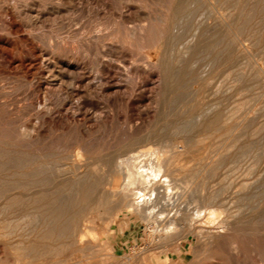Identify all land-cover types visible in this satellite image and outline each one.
Segmentation results:
<instances>
[{
	"label": "rangeland",
	"instance_id": "obj_1",
	"mask_svg": "<svg viewBox=\"0 0 264 264\" xmlns=\"http://www.w3.org/2000/svg\"><path fill=\"white\" fill-rule=\"evenodd\" d=\"M2 1L6 5L4 4L2 6L1 5V4H3ZM2 1L0 2L1 3L0 4V6H1L0 7V42H1L0 43V87L2 86L0 88V104H1L0 110L5 109L7 112L5 110H3L2 112L0 111V113H1V115H0V117H1L0 127H3V129L6 131V133H4L5 131L3 130V134H6V135H4L5 137L2 138L3 141H0V145H1V148L3 146L6 147L7 150L9 152H11L12 154H14V153L17 154V153L22 152V151H20V148H21V150H23V152L25 151L24 153L27 152V154H29V153L33 154L35 152L34 149H36V146H35V144H36L38 148H41V146L43 145V148H41V150L44 152V154H46L47 152L50 151L47 154H48V156H50L49 157L50 160L53 158L52 159L53 161L57 160L59 156L62 158V155H66V154L67 155L65 157L63 156V158H66L67 160H72L74 157L75 161H77L78 163L79 162L80 163H86L87 161L92 160V158H95V157L97 158V156L103 157V156H107V155H112L116 152V150L122 148L123 146H125L130 141L129 135H130V131H132L130 128L134 129L137 125V122H138V125H137L138 127H139V125L141 126V124H139V122H141L143 125L145 124L144 126H149V127L155 126L156 121H158V118L161 117L163 115L162 113H165V111L169 108V106L167 105V101H168L169 97L171 95H174V94L177 95L178 93H182V92L183 93L186 92L185 95H186L187 102H185V103H188V104H183L182 103L183 101H182L181 105L179 102L175 106H170V108L177 109V110H174L175 113H177L179 110L181 111V109L184 108L185 106L186 107L189 106V104L194 102L193 100H195V98L198 97L200 93H201V95H205V99L207 98L206 100H210V98L215 97V96H213V94H216V93L218 95L223 96L224 99L222 100V102L220 104H222L221 106H223L222 107L223 110L226 109V111L225 110L224 111L227 114L228 113L230 114V115L228 114L229 116L228 115L227 116L229 118H231V116H232L231 119L233 121L230 119L229 121L231 124L230 123L229 124L234 127V128H232L234 131L231 130V132H230L231 134L230 133H224L225 135H222L223 137L221 139H219V141H220L219 145L220 144L225 145L226 142L229 143V141L231 140L232 134H233V137H236V136L240 137V135L243 134L242 136H244V137L241 136V139L243 138L242 140H245V141L251 140V141L262 142L261 138H262V140L264 139V124H263L264 123V117H263L264 116V108H263L264 107V103H263L264 102V9H263L264 0H238V1L237 0H229V1H227V0H223V1L222 0H209L208 1L207 0L208 5L214 6L215 9L217 10V12L223 16L222 24L220 26L224 30H227V31L230 30L231 31V32L229 31L230 34L232 35V37L234 36L233 40L235 41V47L237 46L236 50H237V61H238L237 66H236V70H237L236 76L234 78L233 74L231 73L232 71L230 72V70L228 71V69L223 68L221 70V72L218 73L219 75L211 74L212 76H210V74L204 73L203 74L204 77L201 76L199 78L201 83H200L199 79H198V81L191 82V83L187 84L186 86H185V83L182 82L181 85L183 87L181 85H179L178 88L170 89V90L166 87L165 82L163 80L159 79L160 78L159 73L155 72L152 74V76L146 77V74L141 71V70H143L144 72L146 71V73H147V70H145L141 67L143 64V61H141L140 58H137V57H140L141 54L145 51L144 47L140 46V45H142V43L144 41L141 42V40H143V39H141V35L136 34L133 36V35H130L128 33L129 28H131L130 26H132L134 24L144 23L145 19H143V18L145 17V18H147V20H145V22L147 24H148V20H149V24H148L149 27L147 28L148 30H146V33H147L148 38H149L148 40L150 42H153V39H155L154 41H156L159 38L158 36H160V34H161L158 29L160 28L161 24L164 22L165 16H162V14L163 13L165 14L169 0H151V1L150 0H140V1L139 0H135V1L134 0L133 1H131V0H129V1H127V0H125V1L124 0H52V1L51 0H48V1L47 0H6V1L2 0ZM126 1H127V4L125 3ZM234 1H236V4ZM138 2L141 4L142 7L140 6V4ZM215 2H218V3H215ZM232 2H234V3H232ZM239 2H240V5H239ZM9 3H11V4H9ZM58 3H61V4H58ZM82 3H83V6H82ZM232 5H233V7H232ZM7 6L8 7L11 6L10 7L11 10H9L10 8H8ZM115 6H117V7H115ZM236 6H237V8H236ZM3 7L5 9L4 12L6 14L3 12V10H4ZM50 7H52V8H50ZM230 7H231V9H230ZM7 8H8V10H7ZM129 8H130V10H129ZM132 8H134L133 9L134 11L132 10ZM112 9H113V11H112ZM223 9H224V11H223ZM227 9H229V10H227ZM63 10L66 12H64ZM128 10H129V12H128ZM208 10H209V8H208ZM7 11H8V13H7ZM122 11H124V12H122ZM12 12H13V14L15 13L16 16L15 15L13 16ZM58 12H60V13H58ZM30 13L33 14V16ZM104 13L106 15H103ZM152 13H155V14H152ZM124 14L126 15L127 19L129 18L128 22L126 20V17H124L125 16ZM156 14L157 15L160 14V15L156 16ZM135 15H137L138 17ZM143 15H145V16L143 17ZM97 16L99 17V19ZM11 17H15V19L13 20V18H12V20H13L12 21ZM158 17H161V18H158ZM132 19L134 22L135 21L136 22L133 23ZM162 19H163V21H162ZM115 20H116V23H115ZM157 20H158V22H157ZM229 20H230L231 24L229 23ZM118 21L120 22V24ZM101 22H103V23H101ZM20 23L22 24V26ZM11 24H13V25H11ZM211 24L213 25L214 23L210 22V26H211ZM80 25H82L81 29H80ZM113 25H115V28ZM16 26H17V29H16ZM93 26H94V28H92ZM97 28L98 29L100 28V31ZM111 28H114L115 30L114 29L112 30ZM152 28H153V30H152ZM241 28L243 31L241 30ZM124 29H126L125 33L123 31ZM111 30L114 32H111ZM93 31H94V33H93ZM105 31L106 32L109 31V32L106 34ZM84 32H85V34H84ZM115 32H116V34H115ZM117 33H119V34H117ZM84 35L86 36V38L84 37ZM114 35H116V37H114V39H113ZM120 35H122V37ZM24 36L26 38H24ZM90 36L91 37L93 36V37L91 38ZM130 36H132V38ZM102 37L104 39H102ZM120 37L122 39H120ZM88 38L91 40H89ZM100 39H102L103 42ZM121 40H122V42H121ZM60 41H61V43H60ZM137 41H138L139 46L137 44ZM65 42H66V44H65ZM119 42L121 43V45ZM140 42H141V44H140ZM107 43L108 44L111 43V44L108 45ZM122 43H123V45H122ZM130 43H131V45H130ZM77 44L78 45L80 44L81 47L78 46ZM83 44H85V45H83ZM86 44L88 47L86 46ZM98 44H99V46H98ZM31 45H33L32 46L33 48H31ZM128 45L133 47V48H130ZM241 45H242V47H240ZM110 46H112V47H110ZM116 46H117V48H115ZM77 48H79V49H77ZM90 50H91V52H90ZM139 50H141V52ZM240 50L242 51V53L240 52ZM73 51H74V53H73ZM101 52L103 53V55ZM128 52H129V54H128ZM104 53H106L107 55ZM116 53H118V54H116ZM126 53H127V55H126ZM41 54H42V56H41ZM121 54H123L124 56L123 55L121 56ZM70 55H72V56L69 57ZM128 55H131V56L128 57ZM243 55H244V57H243ZM107 56H108V58H107ZM78 58H80V59H78ZM39 59H41V60H39ZM100 59L104 60L105 62L102 60L100 61ZM21 61H23L25 63H23ZM32 61H33V63H32ZM112 61H113V63H112ZM120 61H121V63H120ZM19 62H20V64H19ZM133 62H135V65ZM97 63H99V64H97ZM140 64H141V66H140ZM21 65H23L24 67ZM126 66H128V67L126 68ZM39 67H41V69ZM119 67H121V68H119ZM98 68H99V70H98ZM39 70H42V73ZM124 70H126V71H124ZM133 71H134V73H132ZM83 72H85V73H83ZM120 72H122V73L120 74ZM123 73L125 74V76L123 75ZM237 73L238 74L240 73L239 74L240 76ZM131 75H132V77H131ZM76 76H79V78ZM109 76H110V78H109ZM119 76H121V78H119ZM253 76H255V77H253ZM129 77H131L130 78L131 80H128ZM143 77H144V79H143ZM152 77L153 78L156 77V78L153 79ZM205 77L209 78V79L206 80ZM217 77H219V78H217ZM132 78L134 80H132ZM150 79H151V81H150ZM211 79L212 80L214 79L213 80L214 82ZM217 79H220V80H217ZM251 79H252V81H250ZM117 80H119V81H117ZM158 80H160V81H158ZM128 81H130V83H128ZM157 81H158V83H157ZM29 82H30V84H29ZM131 82H133V83H131ZM134 82L137 83V85L135 84L137 90L135 89V86H132V87H134V89L133 88L131 89V85L134 84ZM152 82H154V84L155 83L156 84L154 85ZM205 82L209 85L206 84V86H205V84H204ZM193 83H194V86L197 83L195 88H196V90L198 88L199 93H197L196 90H195V92H193L194 88H191V87H194ZM247 83H248V85H247ZM254 83H255V85H254ZM249 84L252 86H249ZM197 86H199V87H197ZM204 86L209 88L210 90L205 88ZM138 87H140V88L144 87V88H142L140 91V88H138ZM201 87H203V89ZM182 88L184 91L182 90ZM185 88H187V89L185 90ZM190 88H191V90H190ZM199 88H201V89H199ZM249 88H251V89H249ZM177 89H178V92H177ZM187 90L188 91L190 90L191 93H189L190 91L188 92ZM200 90L201 91L203 90L202 91L203 93ZM217 90H219V91H217ZM224 90H226V91H224ZM229 90H231V91H229ZM152 91H154V92H152ZM134 92H135V94H134ZM162 93L163 94L165 93V94L163 95ZM210 93H211V95H210ZM190 94H193L194 97L191 96V98H190ZM150 97H151V99L153 98V100H151ZM208 97H210V98L208 99ZM227 97H229V98L227 99ZM161 98H163V99H161ZM164 99H166V100L164 101ZM230 99H233L234 101L230 100ZM46 100H48V101H46ZM115 100H117V101H115ZM130 101H132V102H130ZM165 102H166V105H164ZM50 103L52 104V106ZM133 103H135V104L133 105ZM2 105H4V106H2ZM1 106L3 108H1ZM5 106H6V108H5ZM157 106L161 111L158 108H156ZM230 106H232V107H230ZM48 107H50V108H48ZM150 109H152V110L150 111ZM225 112H224L225 115H223V117H224V119H226V120H224L226 122L228 120L227 119L228 117L226 116ZM67 114H68V116H67ZM150 115L151 116L153 115L152 116L153 119ZM127 116H128V120H127ZM225 117H227V118H225ZM10 119L12 120V122L9 123V121H11ZM133 119H134V121H133ZM144 119H146V121ZM123 120H125V121H123ZM1 121L4 124H2ZM142 121H144V123ZM113 122H114V124H113ZM147 122L149 125L147 124ZM232 122H233V124H232ZM235 122L237 123V125ZM118 123H119V125H118ZM125 123H127V124H125ZM133 123H135L136 125H134ZM238 123L240 124V126ZM74 124L76 127L74 126ZM224 124L226 125V127H225V125H223V127L226 130L228 123L227 124L224 123ZM229 124H228V126H229ZM8 125H10V126H8ZM20 125H23V126L25 125L24 126L25 128L23 126H20ZM128 125H129V127H128ZM159 125H161V123ZM33 126H34V128H33ZM243 126L244 127L246 126L245 130L242 129V128H244ZM14 127L16 130L14 129ZM21 127L24 128L26 132H29V130L31 129L30 133L25 135L23 133L24 129H22ZM30 127H32V128H30ZM114 127H115V129H114ZM7 128L9 130V132H8ZM78 128L82 129V130L79 131ZM17 129H20V130H17ZM21 129H22V131H21ZM127 129H130L129 132L127 131ZM239 129H241V130L239 131ZM13 130H15L16 133L21 131V133H18L16 135L15 131H13ZM81 131H83V135L81 134L82 133ZM112 131H113V133H112ZM125 131H126V134H124ZM241 131H242V133H241ZM31 132H32V135H34V136L31 135ZM87 133H90V134L88 135ZM245 133H246V135H245ZM254 133L255 134L258 133L257 136ZM11 134L15 135V136H11ZM19 134H21L20 135V137L22 136L21 138H19ZM101 134H102V136H101ZM110 135H111V137H110ZM121 135H123V136H121ZM234 135H236V136H234ZM6 136H7V138H6ZM80 136H82V137L84 136L83 139H85V140H88V139H90V140H88V142L87 141L85 142V140L79 141ZM253 136H255V137H253ZM258 136H259V138H258ZM82 137H81V139H82ZM118 137H121L120 139L123 138V140L124 139L127 140L129 138V140L128 141L122 140V142H121V140ZM249 137H251V138H249ZM16 138H19L20 140L16 139ZM34 138L36 140H33ZM77 138H79V140ZM115 138L117 139V141L115 140ZM13 139H14V141H13ZM29 139H31V140H29ZM53 139H54V141H53ZM94 139H96V140H94ZM11 140L13 142H15V141L16 142L13 143ZM76 140H77V142H76ZM106 140H108V141L111 140L114 143L111 141L108 142ZM207 140L206 141L208 143H212L211 139H207ZM83 141L87 145L83 146V144H84V143H82ZM96 141H97V143H96ZM222 141H224V142H222ZM3 142H6V143H3ZM34 142H35V144L33 145ZM40 142H41V146L39 147ZM54 142H56V143H54ZM62 142H64V144ZM123 142L125 145H123ZM19 143H21V144H19ZM27 143L28 144L32 143V144H31V146H29ZM57 143H58V145H57ZM69 143L70 144L73 143L72 146ZM98 143L100 145H98ZM117 143L118 144L120 143L119 146ZM76 144L78 146H76ZM110 144H112V146ZM258 144H260V146H261L262 143H258ZM6 145H8V146H6ZM61 145H63V146H61ZM68 145H69V148L67 147ZM105 145H106V147H102ZM113 145H114V147H113ZM54 146L59 147L58 150L56 149L57 147H54ZM262 146L259 149H257L258 152L253 150L250 153V155H252V156H250V155H247V157L244 156V157H242V159H239V161L234 164L235 166L230 165L228 167V169L230 170V174H231L230 177L236 178V180L238 178L242 179L244 177H249V180H251V177L249 175H247L248 173L249 174L255 173L253 175L258 174V173H256V171L260 172V169L262 168L261 166H262L263 162L262 161L257 162V160H255L252 157L255 153H257V155L255 154L256 156H259L258 153H260L262 150H263L262 152H264V140H263ZM4 147H3V150L6 149ZM26 147H27V149H26ZM44 147H45V150H43ZM87 147H88V149H86ZM1 148H0V152L2 151ZM30 148H32V149H30ZM9 149H11L12 151ZM98 149H99V151H98ZM91 150H92V152H91ZM32 151H34V152H32ZM54 151H56V152L54 153ZM59 151H61V153ZM66 151H68L70 154ZM262 152L260 153V156H264V154H262ZM81 154L83 156H85L86 159L82 158L83 156H80ZM54 155H57L58 157L55 156V158H54ZM60 157H59V159H60ZM246 158H248V159L246 160ZM252 159H254V162L257 163L256 166H255ZM240 160H243V162L241 163ZM0 162H3V159L1 158V156H0ZM240 164H241V166H240ZM257 165H259V167ZM4 166H8V165H4ZM256 167L258 169H256ZM249 170L251 173L249 172ZM254 170H256V171H254ZM232 171H235V172H232ZM241 171L244 173V175ZM247 171H248V173L245 174V172H247ZM237 172H240V173H237ZM239 174H240V176H239ZM252 174H251V176H252ZM97 177L98 178L104 177V175H103V173H99V174H97ZM109 178L111 180H121L122 176L109 175ZM180 178L182 180H185L183 175L180 176ZM252 180H253V177H252ZM194 185H195V183H194ZM190 186H193V184ZM97 193H98V195H97L98 198L96 199V201H92L90 203L92 205H90V204L87 205V207L83 208L82 212H80L79 214L77 213L78 216L76 217V220L78 221L79 228L81 227L80 228V232H81L80 239H82L81 236L85 237V239L83 238L84 240L82 239L81 242H79V244H77V245H73V244L67 245L66 246L67 249L65 248V246H63L64 247V251L62 250L63 252L60 251L61 248L63 249V247H62V244L61 245L58 244L59 242L55 241L54 239H43V240H41L40 237H38L37 231L40 229V227L42 225L40 223V221H36V220L30 219V218H25V216L23 217L21 215L6 218V216H8L9 214L5 215L3 213H0V264H8V263L12 264V262H13V264H15V263H17V264H50L49 260L52 263L53 261H56V260H59V259H62V258L68 257V256H69V258L71 257V259L68 261V263H65V264H74V263L75 264H78V263L79 264H130V263L133 264V262H134V264H143V263L144 264H162V262H163V264L164 263L165 264H188V263L189 264H191V263L192 264H200V263L203 264L202 263L203 261L201 259H206V260H204L205 261L204 264H206V262H208L207 264H219V263L220 264H238L239 261H240L239 264H246V263L249 264V263L253 262L255 259H259V257L257 256L256 253L251 252V251L250 252L246 251L247 253L245 252L246 254H241L237 260V258L235 257L234 254H229L226 252L221 253L219 251L215 252V250H213V248H212V244L207 240H205V241L202 240V241L197 243L191 235L188 237V239H186V237L181 235L179 237L180 239L179 238L177 239L178 241L175 239L173 241H169L171 243H169V242L167 243L164 240V236H166L167 231H171L173 228H171V230H170L169 226L168 227L166 226L165 228H163L164 226L162 227L160 225L158 228L159 229V231H158V229L157 230L155 229L156 228L155 223L152 224V223L145 222V220H143L141 218V216L138 215L137 211H135V210L134 211H128V208L124 204H122L120 201H118V197L116 195H114L111 191L110 192L109 191L104 192L105 193L104 194L105 195L104 202L108 203L106 205H105V203H103V201L99 200V196L101 195L100 193L103 194V192L99 191V192H96V194ZM77 195H78L77 198L80 200L81 199L80 197H82V194L80 192H78ZM171 206H172V203L170 204V207H168V208H171ZM73 208H75V209H73ZM78 208L79 207H77V206H74V207L73 206H69V207L67 206V213H68V211L75 213V212L79 211ZM87 208H88V210L86 211ZM117 208H119L120 210ZM172 208H176V206H172ZM85 211L87 213L88 212L89 213L87 214ZM83 215H84V217H83ZM22 217L25 219H23ZM18 219H20V220H18ZM16 220H18L19 223ZM5 221H7V222H5ZM81 222H83L84 224ZM26 223H28V224H26ZM4 224L5 225L7 224V225L5 226ZM9 224L11 226L8 227ZM33 225H35V227ZM3 227H7V228H3ZM1 228H3V229H1ZM20 228H22V229H20ZM28 228L31 230H28ZM83 228H84V230H82ZM160 228L162 230H160ZM13 229H15L16 232H13V231H15ZM32 230H35L36 232L32 233ZM9 231H10V233H9ZM26 231H28V232H26ZM29 231L31 232L30 234H29ZM22 232H23V234H22ZM7 233H9V234H7ZM36 234H37V236H35ZM9 238H11V239H9ZM158 239L159 240L161 239L160 242ZM34 241H36V242H34ZM1 242H3V243H1ZM24 242H26V243H24ZM32 242L39 244L38 245L39 248L41 246V248L47 254L44 253L45 255L43 256V254H42L40 257H38V255H40V254H38L37 257H34V256H36V254L35 255L32 254V252H30L28 249V244H31ZM8 243H10V245ZM164 243H166L167 245L165 244L164 246H162ZM205 243L207 246L205 245ZM6 245H7V247H6ZM56 245L58 246V248H56L57 247ZM168 245H170V246H168ZM173 245H175V246H173ZM79 246H81V249H78ZM83 246L86 247L87 249L84 248ZM157 246H158V248H157ZM167 246H168V248H167ZM14 248H15V250H13ZM25 248H27V250L29 252L27 250H25ZM55 249L56 250L59 249V251L58 250L56 251ZM91 249H93V250H91ZM16 250H18V251H16ZM47 250L48 251L51 250V252H48ZM69 250H72L71 253L74 255L70 254ZM193 250H196V252H197V258L195 261H192L193 260V258H192ZM61 252H62V255H61ZM79 252H81V253H79ZM26 253H30L31 255H29V254L26 255ZM49 253H50V255H49ZM83 255H86V257ZM133 255H137V256H133ZM213 255H215V256L213 257ZM251 255H253L252 256L253 260L251 259ZM29 256H33L35 259L34 258L31 259V257H29ZM132 256L134 258H132ZM241 256H243V257H241ZM245 256H246L247 260L245 259ZM3 257L5 259H3ZM135 257H137V258H135ZM73 258H75V259H73ZM230 258H234V259L231 260ZM29 259H31V260H29ZM182 259L184 260V262H181ZM9 260H10V262H9ZM18 260H21V261H18ZM132 260H134V261H132ZM233 260H234V262H233ZM250 260H252V261H250ZM259 261L260 260H258L256 262V264H262V261H260L261 263ZM228 262H230V263H228Z\"/></svg>",
	"mask_w": 264,
	"mask_h": 264
},
{
	"label": "bare ground",
	"instance_id": "obj_2",
	"mask_svg": "<svg viewBox=\"0 0 264 264\" xmlns=\"http://www.w3.org/2000/svg\"><path fill=\"white\" fill-rule=\"evenodd\" d=\"M127 1H129V0H127ZM127 1L125 2L126 4H127ZM131 1H133V0H131ZM208 1L207 0H169L168 5H167V10L165 9L166 10L165 14L164 13H163L164 15L162 14V16H165L164 22L161 24L160 28L158 29L161 34H160V36H158L159 38L156 41H154L155 39H153V42H150L148 40L149 38H148V35L146 33V30H148L147 28L149 27L148 26L149 20H148V24H147L145 22V20H147V18L144 17L145 15H143V17H144L143 19H145L144 23L134 24V25L130 26L131 28H129L128 33L130 35H133V36L136 34H139V35H141V39H143V40H141L139 38L141 40V42L144 41L142 43V45H140V46L144 47L145 51L142 54L140 53L141 56L137 57V58H140L141 61H143L142 66H141V64H140V66L143 69L147 70V73H146V71L144 72L143 70H141L143 73L146 74V77L152 76V74L155 72L159 73V75H160L159 79L163 80L165 82L166 87L169 90L178 88L179 85L182 84V82L185 83V86L191 82H196V81H198V79L201 76L204 77V75H203L204 73H208V74H210V76H212L211 74L219 75L218 73L221 72V70L223 68L228 69V71L230 70V72L232 71L231 73L233 74V77L235 78L236 71H237L236 66H237L238 61H237V50H236L237 46L235 47V41L233 40L234 36L232 37V35L230 34V32H231L230 30H229L230 31L229 32L227 30H224L220 26L222 24L223 16L217 12V10L215 9L214 6L208 5ZM227 1H229V0H227ZM234 2L236 4V1H234ZM234 2H232V3H234ZM215 3H218V2H215ZM4 4L5 3L3 2V4H1V5L3 6ZM9 4H11V3H9ZM58 4H61V3H58ZM239 5H240V2H239ZM82 6H83V3H82ZM140 6H141V4H140ZM10 7H8V8H10ZM115 7H117V6H115ZM232 7H233V5H232ZM8 8H7V10H8ZM50 8H52V7H50ZM208 8H209V10H208ZM236 8H237V6H236ZM3 9H4V7H3ZM133 9L134 8H132V10ZM230 9H231V7H230ZM263 9H264V7H263ZM9 10H11V8ZM129 10H130V8H129ZM129 10H128V12H129ZM227 10H229V9H227ZM4 11H5V9L3 10V12ZM112 11H113V9H112ZM223 11H224V9H223ZM64 12H66V11H64ZM122 12H124V11H122ZM7 13H8V11H7ZM58 13H60V12H58ZM12 14H13V12H12ZM152 14H155V13H152ZM14 15H15V13L13 14V16ZM31 15L33 16V14H31ZM103 15H106V14L104 13ZM159 15L156 14V16H159ZM135 16H137V15H135ZM124 17H126V15ZM12 18H13V20L15 19V17H11V20H12ZM158 18H161V17H158ZM98 19H99V17H98ZM128 19L126 17L127 22H128ZM158 20H157V22H158ZM132 21H133V19H132ZM162 21H163V19H162ZM103 22H101V23H103ZM135 22L133 21V23H135ZM210 22L211 23L213 22L214 24L213 25L211 24V26H210ZM115 23H116V20H115ZM229 23H230V20H229ZM119 24H120V22H119ZM11 25H13V24H11ZM21 26H22V24H21ZM81 26L82 25H80V29L82 28ZM113 26L115 28V25H113ZM92 28H94V26ZM114 28H111V29L113 30ZM153 28H152V30H153ZM242 28H241V30H242ZM16 29H17V26H16ZM98 30L100 31V28ZM112 30H111V32H114ZM125 30L126 29L123 30L124 33H125ZM108 32H106V34ZM93 33H94V31H93ZM84 34H85V32H84ZM115 34H116V32H115ZM117 34H119V33H117ZM120 36L122 37V35H120ZM84 37L86 38L85 35H84ZM103 37H102V39H104ZM114 37H116V35L113 36V39H114ZM121 37H120V39H122ZM130 37L132 38V36H130ZM24 38H26V37L24 36ZM102 39H100V40L102 41ZM89 40H91V39H89ZM138 41H137V44H138ZM121 42H122V40H121ZM141 42H140V44H141ZM60 43H61V41H60ZM111 43H109V44H111ZM65 44H66V42H65ZM83 45H85V44H83ZM120 45H121V43H120ZM122 45H123V43H122ZM130 45H131V43H130ZM32 46L33 45H31V48H33ZM78 46H80V44ZM86 46H87V44H86ZM98 46H99V44H98ZM138 46H139V44H138ZM110 47H112V46H110ZM129 47L133 48L131 46H129ZM240 47H242V45ZM115 48H117V46ZM77 49H79V48H77ZM139 51L141 52V50H139ZM90 52H91V50H90ZM240 52L242 53L241 50H240ZM73 53H74V51H73ZM104 54H106V53H104ZM116 54H118V53H116ZM128 54H129V52H128ZM102 55H103V53H102ZM122 55L123 54H121V56ZM126 55H127V53H126ZM41 56H42V54H41ZM71 56L72 55H70L69 57H71ZM129 56H131V55H128V57ZM243 57H244V55H243ZM107 58H108V56H107ZM78 59H80V58H78ZM39 60H41V59H39ZM101 60L102 59H100V61ZM102 61H104V60H102ZM21 62H23V61H21ZM23 63H25V62H23ZM32 63H33V61H32ZM99 63H97V64H99ZM112 63H113V61H112ZM120 63H121V61H120ZM133 63L135 65V62H133ZM19 64H20V62H19ZM21 66H23V65H21ZM121 67H119V68H121ZM127 67L128 66H126V68ZM39 68L41 69V67H39ZM98 70H99V68H98ZM39 71L42 73V70H39ZM124 71H126V70H124ZM83 73H85V72H83ZM121 73L122 72H120V74ZM132 73H134V71ZM123 75L125 76L124 73H123ZM76 77L79 78V76H76ZM131 77H132V75H131ZM131 77H129V79L128 78L127 79L131 80L130 79ZM253 77H255V76H253ZM109 78H110V76H109ZM119 78H121V76H119ZM155 78H153V79H155ZM217 78H219V77H217ZM143 79H144V77H143ZM207 79H209V78H206V80ZM220 79H217V80H220ZM119 80H117V81H119ZM132 80H134V79L132 78ZM160 80H158V81H160ZM150 81H151V79H150ZM158 81H157V83H158ZM199 81H200V79H199ZM250 81H252V79ZM154 82H152V83L154 84ZM128 83H130V81H128ZM131 83H133V82H131ZM200 83H201V81H200ZM29 84H30V82H29ZM135 84L137 85V83H135V82L132 85L130 84L131 89L132 88L134 89V87H132V86H135ZM204 84L206 86L207 83L205 82ZM196 85H197V83H196ZM207 85H209V84H207ZM247 85H248V83H247ZM254 85H255V83H254ZM193 86H194V83H193ZM195 86L191 87V88H194L193 92H195V90H196ZM249 86H252V85L249 84ZM197 87H199V86H197ZM138 88H140V87H138ZM142 88H144V87H142ZM142 88H140V91ZM191 88H190V90H191ZM201 88L203 89V87H201ZM201 88H199V89H201ZM205 88H207V87H205ZM135 89H136V86H135ZM186 89L187 88H185V90ZM207 89H209V88H207ZM249 89H251V88H249ZM182 90H183V88H182ZM226 90H224V91H226ZM217 91H219V90H217ZM229 91H231V90H229ZM152 92H154V91H152ZM177 92H178V89H177ZM196 92L199 93L198 88H197ZM185 93H183V92L178 93V94L176 93L177 95L174 94V95H171L169 97V99L167 101V105L169 106V108L165 111V113H162L163 115L161 114L162 116L158 118V121H156L155 126H152V127L144 126L145 124L143 125L141 122H139V124H141V126L139 125V127H138L137 126L138 122H137V125L135 124L136 122L133 123L134 125H136V127L134 129L130 128L132 130V131H130V135H129L130 141L126 145L123 142V145H125V146L116 150V152L112 155H107V156H103V157L97 156V158L96 157L92 158V160H90V161H87V162L85 161L86 163H80V162L78 163L77 161H75L74 157H73L74 160L73 159L67 160L66 158H63V156L65 157L67 154L62 155V158L59 156L60 159L57 155H54V158H55V156H57L58 159L53 161L52 160L53 158H52L51 159L52 161H51L49 159L50 156H48V154H47L50 151L47 152L46 154H44V152L41 150V148H43V145L41 146V142L39 145V147L41 146V148H38L37 145L35 144V142L33 143V145L35 144V146H36V149H34L35 152L32 151V152H34L33 154L29 153V152H28L29 154H27V152L24 153L25 151L23 152V150H21V148H20V151H22L24 154L22 152L17 153V154H15V153L12 154L4 146L3 147L6 149L3 150V147L1 148V145H0V148L2 150L0 152V156L3 159V162H0V213H3L5 215L9 214L8 216H6V218L21 215L23 217L25 216V218H30V219H34L36 221H40V223L42 225H41L39 230L37 229L38 230L37 231L38 237H40L41 240H43V239H54L55 241L59 242L58 244H60V245L62 244V247L65 246V248L67 249V247H66L67 245H71V244L77 245V244H79V242H81V240L83 238L85 239V237H83V236H81L82 239H80V234H81L80 228L81 227L79 228L78 221L76 220V217L78 216L77 213L79 214L80 212H82L83 208L87 207V205H89L92 201H96V199L98 198V196H97L98 193L96 194V192H99V191L103 192V194L100 193L101 195L99 196V200L103 201V203H105L104 202V200H105V195H104L105 193L104 192L105 191H109V192L111 191L114 195H116L118 197V201H120L122 204H124L128 208V211H134L135 210V211H137L138 215H140L141 218L143 220H145V222L152 223V224L155 223L156 228L154 226L153 227L156 230L159 228L160 225L162 227L164 226L163 228H165L166 226L167 227L169 226L170 230H171V228H173L171 231H167L166 236H164V240L167 243L169 241H173L175 239L177 240L181 235L186 237V239H188V237L191 235L197 243L202 241V240H204V241L207 240L212 244V248H213V250H215V252L219 251L221 253L226 252L229 254H234L235 257L237 258V260L241 254H246L248 251L254 252L257 254L259 259H255L253 262H251L249 264H256V262L258 260L262 261V264H263L264 263V156H260V153L263 150L260 153H258L259 156H256L257 153H255L256 155L254 154L252 157L255 160H257V162L258 161L263 162L262 166H261L262 168L260 169V172L254 170L258 174L253 175L255 173L252 174L249 170V172L252 174V176H251V174L248 173V171L245 172V174L248 173L247 175H249L251 177V180H249V177H244L242 179L238 178L237 180H236V178H231L230 177L231 176L230 170L228 169V167L230 165H234L235 163H237L239 161V159H242V157H244V156L247 157V155H250V153L253 150L258 152L257 149H259L263 145L264 139L262 140V138H261L262 142L251 141L250 139H249L250 141H248V140L245 141V140H242L243 138L241 139V136L243 134H241L240 137L236 136V135H234L236 137H233V134H232L231 140L229 139L230 140L229 143L226 142L225 145H221V144L219 145V143H220L219 139H221L223 137L222 135H225L224 133H230L231 130H233L232 128H234L233 126L230 125L231 123L229 121L232 118V116H231V118H229L228 116L230 114L228 113L229 114L228 115L225 112L226 109H224L225 110L224 111L222 108L223 106H221L222 104H220L222 102V100L224 99L223 96L218 95L215 92L216 94H213V96H215V97H212V98L208 97V99L210 98V100H206L207 98L205 99V95H201V93H200L198 97L195 96L196 98H195V100H193L194 102H192V103L190 102L191 103V104H189L190 107L189 106H187V107L183 106L184 108H182L181 111L178 109L179 111L177 113H175L174 110H177V109L170 108V106H175L179 102L181 105L182 101H183L182 102L183 104H188V103H185V102H187ZM189 93H191V91ZM134 94H135V92H134ZM210 95H211V93H210ZM191 96L194 97L193 94H190V98H191ZM229 97H227V99ZM150 99H151V97H150ZM161 99H163V98H161ZM151 100H153V98ZM165 100L166 99H164V101ZM230 100H233V99H230ZM46 101H48V100H46ZM115 101H117V100H115ZM130 102H132V101H130ZM134 104L135 103H133V105ZM164 105H166V102ZM2 106H4V105H2ZM2 106H1V108H3ZM51 106H52V104H51ZM230 107H232V106H230ZM5 108H6V106H5ZM48 108H50V107H48ZM156 108H158V106ZM3 110H5V109H3ZM3 110H0V111L2 112ZM151 110L152 109H150V111ZM224 112L226 113V116L228 115L227 116L228 118L225 117L228 119L226 122L224 121L226 119H224V117H223V115H225ZM0 115H1V113H0ZM67 116H68V114H67ZM152 119H153V117H152ZM0 120H1V117H0ZM127 120H128V116H127ZM144 120L146 121V119H144ZM123 121H125V120H123ZM133 121H134V119H133ZM10 122H12V120L9 121V123ZM142 122L144 123V121H142ZM223 122L226 124L230 123L229 126L227 124L226 130L223 127V125H225ZM160 123H161V125H159ZM2 124H4V123L2 122ZM113 124H114V122H113ZM125 124H127V123H125ZM147 124H148V122H147ZM232 124H233V122H232ZM10 125H8V126H10ZM118 125H119V123H118ZM236 125H237V123H236ZM20 126H23V125H20ZM74 126H75V124H74ZM239 126H240V124H239ZM128 127H129V125H128ZM225 127H226V125H225ZM245 127L242 129L245 130ZM24 128H22V129H24ZM30 128H32V127H30ZM33 128H34V126H33ZM14 129H15V127H14ZM22 129H21V131H22ZM114 129H115V127H114ZM130 129H127V131L129 132ZM3 130H4L3 127H0V141H3L2 138L5 137L4 135H6V134H3ZM7 130H8V128H7ZM15 130H13V131H15ZM17 130H20V129H17ZM30 130H29V132H26L24 129L23 133L25 135H27L28 133H30ZM78 130L80 131L82 129L78 128ZM240 130L241 129H239V131ZM21 131L20 132L17 131V132L21 133ZM8 132H9V130H8ZM81 132H82L81 134L83 135V131H81ZM4 133H6V131ZM18 133H16V131H15L16 135ZM112 133H113V131H112ZM241 133H242V131H241ZM87 134L89 135L90 133H87ZM124 134H126V131ZM257 134H255V135L257 136ZM20 135L21 134H19V138L22 137V136L20 137ZM31 135H32V132H31ZM245 135H246V133H245ZM11 136H15V135L11 134ZM32 136H34V135H32ZM101 136H102V134H101ZM121 136H123V135H121ZM81 137L82 136H80V140H79V138H77V139L79 141L85 140V139H83L84 136L82 137V139H81ZM110 137H111V135H110ZM242 137H244V136H242ZM253 137H255V136H253ZM6 138H7V136H6ZM19 138H16V139H19ZM35 138L33 140H36ZM118 138L120 139L121 137H118ZM129 138L127 140H125V139L123 140V138L120 140H121V142H122V140L128 141ZM249 138H251V137H249ZM258 138H259V136H258ZM31 139H29V140H31ZM207 139H211L212 143H208ZM88 140H90V139H88ZM88 140H85V142L86 141L88 142ZM94 140H96V139H94ZM115 140L117 141L116 138H115ZM13 141H14V139H13ZM53 141H54V139H53ZM97 141H96V143H97ZM106 141H108V140H106ZM109 141H111V140H109ZM113 141H111V142H113ZM15 142H13V143H15ZM76 142H77V140H76ZM222 142H224V141H222ZM3 143H6V142H3ZM54 143H56V142H54ZM62 143L64 144V142H62ZM82 143H84V141ZM258 143H262L261 146ZM19 144H21V143H19ZM31 144H28V145L31 146ZM72 144H70V145L72 146ZM119 144H118V146H119ZM57 145H58V143H57ZM84 145H87V144L84 143L83 146ZM98 145H100V144L98 143ZM110 145L112 146V144H110ZM114 145H113V147H114ZM6 146H8V145H6ZM61 146H63V145H61ZM76 146H78V145L76 144ZM54 147H57V146H54ZM67 147L69 148V145ZM102 147H106V145L102 146ZM58 148L59 147H57L56 149L58 150ZM26 149H27V147H26ZM30 149H32V148H30ZM86 149H88V147ZM9 150H11V149H9ZM43 150H45V147ZM98 151H99V149H98ZM55 152L56 151H54V153ZM59 152L61 153V151H59ZM66 152H68V151H66ZM91 152H92V150H91ZM82 154L80 156H83ZM262 154H264V152H262ZM250 156H252V155H250ZM82 158L86 159L85 156H83ZM247 159L248 158H246V160ZM254 159H252L253 162H254ZM240 161H241V163L243 162V160H240ZM254 164L256 166L257 163L254 162ZM4 165H8V166H4ZM240 166H241V164H240ZM257 166L259 167V165H257ZM256 169H258V168L256 167ZM232 172H235V171H232ZM99 173H103L104 177L98 178L97 174H99ZM237 173H240V172H237ZM109 175L122 176V179L121 180H111L109 178ZM182 175L184 176L185 180H182L180 178V176H182ZM243 175H244V173H243ZM239 176H240V174H239ZM252 177H253V180H252ZM194 183H195V185H194ZM192 184H193V186H190ZM78 192H80L82 194V197H80L81 198L80 200L77 198ZM171 203H172V206H176V208H172V206H171V208H168V207H170ZM106 204H108V203L106 202L105 205ZM90 205H92V204H90ZM67 206L68 207L69 206H73V207L77 206V207H79L78 208L79 211H77L75 213L68 211V213H67ZM73 209H75V208H73ZM117 209H119V208H117ZM87 210H88V208L86 209V211ZM83 217H84V215H83ZM25 218H23V219H25ZM18 220H20V219H18ZM18 220H16V221L19 223ZM5 222H7V221H5ZM81 223H83V222H81ZM26 224H28V223H26ZM9 226H11V225L9 224L8 227ZM33 226L35 227V225H33ZM3 228H7V227H3ZM3 228H1V229H3ZM20 229H22V228H20ZM13 230H15V229H13ZM28 230H31V229L28 228ZM82 230H84V228ZM160 230H162V229L160 228ZM158 231H159V229H158ZM13 232H16V230ZM23 232H22V234H23ZM26 232H28V231H26ZM33 232H36V231L32 230V233ZM9 233H10V231H9ZM9 233H7V234H9ZM30 233L31 232L29 231V234ZM35 236H37V234ZM9 239H11V238H9ZM160 240H159V242H160ZM34 242H36V241H34ZM1 243H3V242H1ZM24 243H26V242H24ZM169 243H171V242H169ZM8 244L10 245V243H8ZM165 244L166 243H164L162 246H164ZM38 245L39 244L33 243V242L31 244H28L29 251L32 252V254H34V255L36 254V256H34V255L33 256L37 257V255L40 254V255H38V257H40L42 254H43V256L45 254H47L41 248V246L39 248ZM170 245H168V246H170ZM205 245H206V243H205ZM168 246H167V248H168ZM173 246H175V245H173ZM6 247H7V245H6ZM56 248H58V246ZM84 248H86V247H84ZM157 248H158V246H157ZM78 249H81V246H79ZM13 250H15V248ZM25 250H27V248H25ZM57 250L59 251V249H57ZM62 250L64 251V247H63V249L61 248L60 251H62ZM91 250H93V249H91ZM16 251H18V250H16ZM69 251H70V254H72L71 253L72 250H69ZM48 252H51V250H49ZM62 252H61V255H62ZM79 253H81V252H79ZM192 253H193V256H192L193 260L192 261H195L197 258V252H196V250H193ZM28 254L31 255L30 253H26V255H28ZM49 255H50V253H49ZM72 255H74V254H72ZM33 256H29V257H31V259H32V258H34ZM83 256L86 257V255H83ZM133 256H137V255H133ZM133 256H132V258H134ZM214 256L215 255H213V257ZM252 256L253 255H251V259H252ZM241 257H243V256H241ZM135 258H137V257H135ZM234 258H230V259L232 260ZM3 259H5V258L3 257ZM31 259H29V260H31ZM70 259H71V257L69 258V256H68V257L53 261L52 263L49 260V262H50V264H65V263H68V261ZM73 259H75V258H73ZM245 259H246V256H245ZM201 260L203 261L202 263L204 264V262H205L204 260H206V259H201ZM252 260H250V261H252ZM18 261H21V260H18ZM132 261H134V260H132ZM9 262H10V260H9ZM181 262H184V260L182 259ZM233 262H234V260H233ZM207 263L208 262H206V264ZM228 263H230V262H228ZM239 263H240V261H239ZM8 264H10V263H8ZM12 264H13V262H12ZM15 264H17V263H15ZM133 264H134V262H133ZM162 264H163V262H162ZM246 264H248V263H246Z\"/></svg>",
	"mask_w": 264,
	"mask_h": 264
}]
</instances>
